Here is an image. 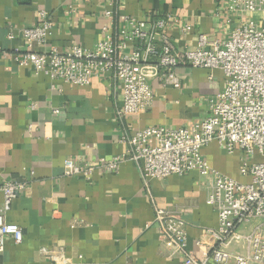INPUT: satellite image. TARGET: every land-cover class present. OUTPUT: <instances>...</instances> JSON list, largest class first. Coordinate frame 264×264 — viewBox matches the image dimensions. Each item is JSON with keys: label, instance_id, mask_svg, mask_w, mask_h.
Here are the masks:
<instances>
[{"label": "crops", "instance_id": "1", "mask_svg": "<svg viewBox=\"0 0 264 264\" xmlns=\"http://www.w3.org/2000/svg\"><path fill=\"white\" fill-rule=\"evenodd\" d=\"M0 0V210L4 181H26L7 220L20 225L21 243L7 241L0 264H183L160 240L155 208L178 211L187 223L188 245L209 243L204 228L218 225L206 199L214 175L197 170L146 184L138 164L125 161L116 172L95 170L91 177L66 175L64 164L91 165L123 155L127 134L154 126L192 128L209 114V101L225 86L221 69L180 66V86L153 81L152 107L121 119L119 85L103 74L79 86L36 73L16 55L47 52L74 45L93 48L102 27L117 28L119 17L155 21L166 18V30L179 49L194 48L200 34L228 39L246 19L231 13L225 0ZM113 11L114 18L106 13ZM46 11L54 29L45 44L19 35L39 23ZM190 31H184L185 26ZM19 33L9 39L11 32ZM161 38L158 37L160 41ZM116 89V91L114 90ZM217 171L242 180V153L228 154L218 142L203 148ZM251 226L241 229L247 234ZM245 253L243 242L229 247Z\"/></svg>", "mask_w": 264, "mask_h": 264}, {"label": "built area", "instance_id": "2", "mask_svg": "<svg viewBox=\"0 0 264 264\" xmlns=\"http://www.w3.org/2000/svg\"><path fill=\"white\" fill-rule=\"evenodd\" d=\"M113 0H109L111 4ZM118 1V0H117ZM231 13L246 15L228 39H211L200 34L194 48L179 49L166 30V18L155 21L121 16L115 30L102 27L103 38L95 47L74 45L62 52L53 47L47 52L28 51L16 55L22 66L36 73L72 85H89L103 74L119 85L122 104L118 116L123 119L148 111L153 104V81L179 87L175 69L191 66L221 69L224 88L209 101V114L192 128L154 126L123 137L127 145L123 155L101 159L91 165H78L71 159L64 164L66 175L92 176L95 170L116 172L125 161L138 164L147 184L151 179L183 176L191 171L214 175L206 202L218 215L215 228H204L209 243L195 241L200 255L188 245L187 223L178 211L155 208V223L160 240L172 255H181L183 264H264V0H225ZM106 17L114 18L113 11ZM54 29L46 11L40 12L36 26L19 33L29 45L45 44ZM185 26L184 31H190ZM158 37L161 38L160 41ZM116 91V89L114 88ZM218 142L228 154L242 153L239 169L242 180L214 169L203 155V148ZM258 155L261 159L249 160ZM26 181L9 180L1 185L4 206L0 210V254L7 241L21 243L20 225L9 222L12 203L26 188ZM251 226L247 234L241 229ZM243 242L245 253H233L229 247Z\"/></svg>", "mask_w": 264, "mask_h": 264}, {"label": "rangeland", "instance_id": "3", "mask_svg": "<svg viewBox=\"0 0 264 264\" xmlns=\"http://www.w3.org/2000/svg\"><path fill=\"white\" fill-rule=\"evenodd\" d=\"M246 20H247V17H246ZM242 158V157H241ZM262 157L258 156V155H255V156H251V157H248L249 160H255V159H261Z\"/></svg>", "mask_w": 264, "mask_h": 264}]
</instances>
